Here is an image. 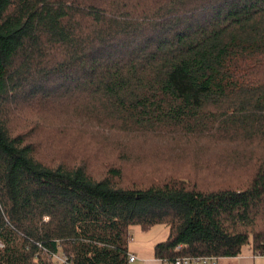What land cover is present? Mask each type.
<instances>
[{"label":"trees","instance_id":"16d2710c","mask_svg":"<svg viewBox=\"0 0 264 264\" xmlns=\"http://www.w3.org/2000/svg\"><path fill=\"white\" fill-rule=\"evenodd\" d=\"M157 224L167 263L264 256V0H0V264Z\"/></svg>","mask_w":264,"mask_h":264},{"label":"crops","instance_id":"0c3cea01","mask_svg":"<svg viewBox=\"0 0 264 264\" xmlns=\"http://www.w3.org/2000/svg\"><path fill=\"white\" fill-rule=\"evenodd\" d=\"M141 230L146 231L147 229ZM130 234L132 236V241L129 243V253L135 256V260L130 262V264H173L154 257L153 246L155 242L150 243V246L141 245L134 239L133 233L130 232ZM261 259H264L263 255H255L246 250L235 257L219 258L214 264H264V261H261Z\"/></svg>","mask_w":264,"mask_h":264},{"label":"rangeland","instance_id":"374dc122","mask_svg":"<svg viewBox=\"0 0 264 264\" xmlns=\"http://www.w3.org/2000/svg\"><path fill=\"white\" fill-rule=\"evenodd\" d=\"M92 156L93 155H89V159L94 161V164L92 165V167H93V171L97 174H100L102 172L101 165L105 164V161L114 162L113 155L111 152H107L105 155L101 154V158H97V160H93ZM103 160L104 162H102ZM126 177L128 178L129 175H126ZM124 181H127V180L124 179ZM130 230H131L130 232L133 233L134 239L137 240L138 244L147 245V246H150V243L152 242L157 243L163 240L167 236V225L165 224H157V225L151 226L146 231H142L139 226H132ZM262 260L264 261V259H261V261ZM209 264H214V263H209Z\"/></svg>","mask_w":264,"mask_h":264},{"label":"built area","instance_id":"2783aa9c","mask_svg":"<svg viewBox=\"0 0 264 264\" xmlns=\"http://www.w3.org/2000/svg\"><path fill=\"white\" fill-rule=\"evenodd\" d=\"M132 241V236L129 234L128 236V242ZM183 245L178 244L176 246V249H181ZM256 255H259L258 253ZM58 262L56 264H64L66 263V258L64 257H57ZM128 260L129 262H132L135 260V256L131 253H128ZM216 257L214 256H182L177 257L174 259L173 264H209V263H215ZM66 264H71L70 262H67Z\"/></svg>","mask_w":264,"mask_h":264}]
</instances>
